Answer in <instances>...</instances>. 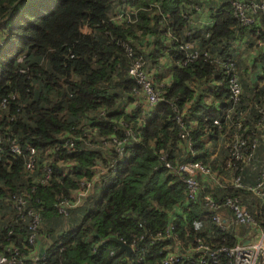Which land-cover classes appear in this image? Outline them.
I'll use <instances>...</instances> for the list:
<instances>
[{
    "label": "trees",
    "instance_id": "trees-1",
    "mask_svg": "<svg viewBox=\"0 0 264 264\" xmlns=\"http://www.w3.org/2000/svg\"><path fill=\"white\" fill-rule=\"evenodd\" d=\"M231 1L0 0V102L6 100L0 111V245H6V233L13 230L24 238L16 243L21 251L32 250L25 241L26 225L13 208V195L21 193L29 195V208L41 216L37 230L39 242H45L47 264H160L174 244L170 240L153 244L152 238L169 224L184 247L196 239L214 249L237 243L236 236L245 230L222 231L200 203L184 205L183 184L161 161L162 157L172 165L201 161L214 173L225 168L226 161L212 158L210 148L222 141L227 160L228 88L220 71L201 53L207 51L212 60L237 61L233 55L237 41L245 38L251 52L255 39L264 37V14L256 16L254 26L240 27ZM126 10L136 12L134 23L123 17L114 20ZM186 44L200 57L183 65ZM125 45L143 56L158 86L164 84L159 86L163 100L147 113L141 103L137 105L143 97L128 75L131 60ZM238 74L240 105L264 106V52L251 55ZM213 81L221 85H212ZM249 82L262 85L250 98ZM178 113L194 157L179 139L174 119ZM255 116L253 109L249 121ZM214 120L225 127L214 126ZM129 130L134 139L129 137L125 152L115 157L114 145L105 147L104 141L127 138ZM11 140L20 146V156L11 153ZM28 147L37 153L33 174L24 170ZM114 157L115 174L107 177L101 193L70 209L67 217L59 215L58 202ZM45 167L51 175L41 185L36 179L43 177ZM255 177L245 169L246 185H253ZM226 194L239 199L264 228L259 199L232 187ZM111 238L128 245L135 240L129 259ZM192 260L182 264H197ZM229 261L223 256L219 264Z\"/></svg>",
    "mask_w": 264,
    "mask_h": 264
},
{
    "label": "built area",
    "instance_id": "built-area-1",
    "mask_svg": "<svg viewBox=\"0 0 264 264\" xmlns=\"http://www.w3.org/2000/svg\"><path fill=\"white\" fill-rule=\"evenodd\" d=\"M231 9L240 27H252L257 24L256 16L264 14V0H232ZM122 17L126 18L127 21L131 20L132 23L137 18L136 12L126 10L116 14L114 20ZM255 34H258V30H255ZM245 41H237L234 45L235 49L240 51L245 50ZM182 49L185 51L183 65L193 63L200 57L199 51L194 50L192 45L186 44ZM251 49L250 55H254L256 52H264V37L255 39ZM125 50L127 57L131 60L128 75L139 88L143 97V100L138 102L137 105L141 103L147 113L163 100L159 86L163 87L164 84L158 86L151 76V73L147 71L143 56H136L132 48L128 45H125ZM201 55L205 61L208 59L209 63L213 64L220 71V74L223 76V81H225L228 88V109L225 115V126L227 125L225 135L227 139L226 147L228 148V157L224 164V170L229 173V178L221 176L222 174L218 175L216 172L214 173L201 161H186L177 165H172L165 160L166 157H162L161 161L168 170V174L183 184L185 191L184 205L198 202L202 205L203 210L210 214V220L220 230L232 231L234 227H242L245 230V234L240 237L236 236L238 241L231 247L214 249L215 246L206 244L202 239H196L192 245L184 247L179 241L174 225L169 224L164 232L158 233L152 238V243L155 244L157 241L165 240L173 241L174 246L172 250L166 253L160 264H182L185 260L192 259L195 261L192 260L191 263L219 264L223 256L230 260L229 264H264V228H260L256 224L254 219L240 204L239 199L226 194L228 187L236 190H245L259 199L264 206V106H259L251 102L247 106L240 105L243 90L238 77L239 71L242 70L239 67L238 61L230 57L227 59L217 58L212 60L210 53L207 51L201 53ZM214 83L215 81L212 82V85ZM215 85H221V82H217ZM5 106L6 100H2L0 102V111L4 110ZM171 106L177 113L174 104H171ZM253 109L256 116L254 120L249 121V115ZM174 119L180 129V141L183 142L192 157L196 156V153L192 149L189 132L186 130L182 121V116L178 113ZM213 125L220 129L223 126L220 120H214ZM247 133L250 134L246 135ZM126 137L120 141L112 139L111 143L104 141V146L114 145L115 157L121 156L128 147V138L132 137L134 139V135L130 130L126 133ZM72 145L73 142L71 141L65 148L70 150ZM10 151L14 156L21 155V148L16 144L15 140L10 141ZM36 156L37 153L34 148L28 147L26 149L25 172L30 174L35 172ZM115 157L108 159L106 166H100L95 169L96 175L91 180H79L77 189L70 197L58 202L57 208L59 215L67 217L70 209L83 206L87 199L101 193L107 177L110 174H115L112 171L115 170L116 166L117 159ZM245 169L256 174L253 185H246L244 183ZM50 175V170L45 167L43 177L37 178L36 182L45 185ZM203 183L209 184L211 188H219V191L213 192L216 198L212 194L204 192ZM12 199L16 218L26 225L27 239L25 238V241L32 247V250L28 252L25 249L27 254L23 253L21 251L22 249L16 243L18 241L22 243L24 238L15 236L13 230L7 231V243L3 246L0 245V264H47L45 252L42 255L40 254V250L43 247L40 248L38 243L40 237L37 229L41 223L40 214L35 212L33 208H29L31 202L27 193L13 195ZM231 227H233L232 230H230ZM135 245V240L128 245L132 249V254L135 251Z\"/></svg>",
    "mask_w": 264,
    "mask_h": 264
},
{
    "label": "rangeland",
    "instance_id": "rangeland-1",
    "mask_svg": "<svg viewBox=\"0 0 264 264\" xmlns=\"http://www.w3.org/2000/svg\"><path fill=\"white\" fill-rule=\"evenodd\" d=\"M212 4V3H210ZM110 16H112L110 14ZM84 33H88V31L86 29H83ZM249 41V39H248ZM236 52H233V55L235 57V59H237L238 61V64H239V67H241V69H245L246 65L249 64V58H250V50L246 49L245 53H241L240 50L238 49H235ZM243 81V80H242ZM248 85V93L246 94L249 98L252 97L254 95L255 92H259L260 88L262 87L261 84H256V83H247ZM251 91V92H249ZM255 99V98H254ZM254 99H251V100H254ZM210 151L214 152V153H217L218 154V157L221 159L220 163H224L226 161V152H225V144L222 143V141H215L211 144V148H210ZM216 174H222L221 176L225 177V178H229V173L227 171H225L223 169V171H218ZM203 187H204V192L205 193H208V194H212L213 195V192H217L219 191L217 187H210L209 184L207 183H203ZM214 189V190H213ZM211 195V196H212ZM213 197V196H212Z\"/></svg>",
    "mask_w": 264,
    "mask_h": 264
},
{
    "label": "water",
    "instance_id": "water-1",
    "mask_svg": "<svg viewBox=\"0 0 264 264\" xmlns=\"http://www.w3.org/2000/svg\"><path fill=\"white\" fill-rule=\"evenodd\" d=\"M111 242L115 243L116 245H118L119 250L123 253H125V257L126 259H129L131 254H132V249L126 245L123 241L117 239V238H111L110 239ZM44 253V250H40V254L42 255Z\"/></svg>",
    "mask_w": 264,
    "mask_h": 264
},
{
    "label": "crops",
    "instance_id": "crops-1",
    "mask_svg": "<svg viewBox=\"0 0 264 264\" xmlns=\"http://www.w3.org/2000/svg\"><path fill=\"white\" fill-rule=\"evenodd\" d=\"M241 40L245 41V38H243V39H241ZM245 44H246V43H245ZM246 49L248 50V48L245 47V50L241 51V53H245ZM164 80L167 82L168 79L165 78ZM213 154H214V152L211 153L212 158H215L216 160L218 159L219 162H220L221 160H220L219 158L216 157L217 155H213ZM181 209H182V208H181ZM180 211H181V210H180ZM42 242H43V240H42ZM42 242H39L40 248H41L42 246H44V243H45V242H43V243H42ZM43 249H44V248H43Z\"/></svg>",
    "mask_w": 264,
    "mask_h": 264
}]
</instances>
